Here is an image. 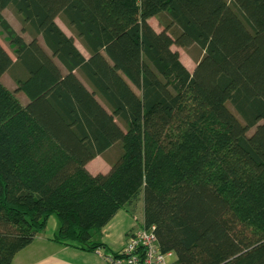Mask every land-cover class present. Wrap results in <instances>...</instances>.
Returning <instances> with one entry per match:
<instances>
[{"label":"trees","instance_id":"1","mask_svg":"<svg viewBox=\"0 0 264 264\" xmlns=\"http://www.w3.org/2000/svg\"><path fill=\"white\" fill-rule=\"evenodd\" d=\"M0 31L28 70L25 104L0 81V264L52 214L56 241L96 251L139 200L175 264H264V0H0ZM172 45L203 50L192 72ZM12 63L0 43V77ZM111 147L109 170L89 172Z\"/></svg>","mask_w":264,"mask_h":264},{"label":"crops","instance_id":"2","mask_svg":"<svg viewBox=\"0 0 264 264\" xmlns=\"http://www.w3.org/2000/svg\"><path fill=\"white\" fill-rule=\"evenodd\" d=\"M6 9L7 8L3 9L2 12ZM148 22L156 32L163 30V25L159 22L158 16L150 17L148 19ZM55 23L65 33V35L73 37L74 46L87 60L91 54L90 49L76 35V33L68 27L61 15L56 16ZM22 32L24 34H20L21 37L26 43H28L32 38L31 34L27 31ZM36 39L42 49L45 50V52L52 58L53 62L59 67L61 73L65 74L67 72L66 66L56 56H53V53L46 45L43 36L39 34L36 36ZM180 48L183 47L176 45L171 46L172 50L178 51L181 63L186 67L188 71L192 72L198 59L203 54V50L201 51L195 45H191L186 48L184 54H181ZM11 57L12 59L14 58L13 63L11 67L1 75L0 81L7 89L14 92L15 96L22 104H25L28 101L27 95L25 94V92L16 89L17 79L26 78L28 75V70L24 64L18 61L16 56L13 57L11 55ZM72 72L88 90H92L89 82V76L84 68H75L72 70ZM5 75H10L11 81L4 82ZM97 99L102 103L101 99L98 96ZM116 157L117 149L115 147L108 148L107 150H105L101 154L96 155L92 160H90L86 164V168L92 174L98 172H106L110 168V163L114 161ZM140 222L141 220H139L138 216L135 213L130 214L128 211L120 209L114 215V217L102 228V230L94 235L98 236L97 240H95L94 237L93 240L103 243L104 246L100 247V249H103L104 252H117L123 247L128 232L137 227ZM58 226L59 222L57 217L53 214L50 215L47 219L45 228L35 235L30 244L19 250L14 255L11 264H107L104 257L97 254L95 251L82 249L77 246L68 245L56 241L54 237L57 234Z\"/></svg>","mask_w":264,"mask_h":264},{"label":"built area","instance_id":"3","mask_svg":"<svg viewBox=\"0 0 264 264\" xmlns=\"http://www.w3.org/2000/svg\"><path fill=\"white\" fill-rule=\"evenodd\" d=\"M107 264H175L169 261L173 252L161 250L154 225L146 226L143 221L127 234L123 247L117 252L106 253L97 249Z\"/></svg>","mask_w":264,"mask_h":264},{"label":"rangeland","instance_id":"4","mask_svg":"<svg viewBox=\"0 0 264 264\" xmlns=\"http://www.w3.org/2000/svg\"><path fill=\"white\" fill-rule=\"evenodd\" d=\"M3 16L5 17V19L7 18V21L10 23L11 27L18 33V34H24L22 31H21V23L19 21V19L16 17V15L13 13V11L10 9V8H7L6 10H4L3 12ZM62 24V23H61ZM63 25V24H62ZM28 38V37H26ZM0 42L2 44V46H4V48L7 50L8 53H10V56L12 55L13 57H15V54L13 52V49L12 47L9 45V42L7 41L6 37L4 36L3 32L0 31ZM186 48L187 47H183V48H180V52L181 54H184L185 51H186ZM14 59V58H13ZM11 81V77L10 75H5L4 76V82H9ZM21 98V97H20ZM229 107L231 109H233L232 105L231 104H228ZM252 129L249 131L251 132ZM142 212H143V204H142V201L139 200L138 203H137V206H136V209H135V214L138 216L139 220H143V215H142ZM97 237L98 236H94V239L97 240ZM169 261H175L176 260V255L173 253L171 257H169L168 259Z\"/></svg>","mask_w":264,"mask_h":264}]
</instances>
